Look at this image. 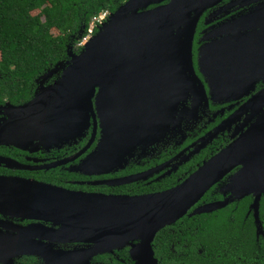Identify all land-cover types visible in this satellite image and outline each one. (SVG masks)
<instances>
[{
  "label": "water",
  "instance_id": "95a60500",
  "mask_svg": "<svg viewBox=\"0 0 264 264\" xmlns=\"http://www.w3.org/2000/svg\"><path fill=\"white\" fill-rule=\"evenodd\" d=\"M163 1L127 0L110 13L78 53L70 51L69 61L55 65L37 80L38 87L28 102L18 106L6 102L3 108L8 118L0 124V145L20 149L33 141L61 145L80 137L92 119L91 142L97 122L100 140L87 159L97 168L95 171L108 173L120 166L137 145L152 142L163 112L171 119L190 93L194 102L198 97L206 102L204 87L192 66V44L199 18L222 0ZM220 30L218 27L211 34ZM217 49V42L203 46L199 65L209 51L217 64ZM234 55L237 53L231 50L221 56L228 60ZM219 70L215 67L213 72ZM226 70L232 76L238 67L227 66ZM57 73L53 82L45 85ZM219 87L225 88L217 83L210 85V94H223ZM247 109L255 111V101ZM87 148L46 168L73 161ZM0 163L17 165L3 157ZM236 168L228 183H222L221 191L228 196L196 207ZM149 173L129 176L119 183L142 179ZM262 195L264 112L238 139L184 181L159 193L90 194L0 176V215L6 218L0 223V264H14L22 256L37 257L44 264H90L96 256L114 254L125 247L134 264H158L152 242L164 227L192 209L191 215L211 213L247 196L253 199L250 210L259 225ZM13 220L38 223L20 226ZM69 245L78 247L64 249Z\"/></svg>",
  "mask_w": 264,
  "mask_h": 264
},
{
  "label": "flooded vegetation",
  "instance_id": "af4514ba",
  "mask_svg": "<svg viewBox=\"0 0 264 264\" xmlns=\"http://www.w3.org/2000/svg\"><path fill=\"white\" fill-rule=\"evenodd\" d=\"M216 6L207 9L199 18L192 44V66L204 87L206 102L199 97L194 102L190 93L186 100L177 106L167 128L155 135L151 143L137 145L120 166L108 170V173L89 170L84 164V160L95 150L100 140L97 122L96 134L91 142L94 132V122L91 119L88 129L80 137L72 138L61 145L45 146L37 141L31 142L25 149L0 145V157L17 164L15 167H8L0 163V176L31 179L90 194L116 196L154 194L177 186L210 158L238 139L254 123L256 117L264 112V0H222ZM215 25H219L222 30L211 34L218 28ZM214 42L220 47L216 50L217 59L220 55L218 63L212 61L213 52L209 51L207 57L205 54L203 64L199 65L200 49ZM231 50L237 55L228 60L221 56L222 54L225 56ZM227 66L238 67L235 75L231 76L227 72ZM215 67L220 69L218 73L213 72ZM216 83L225 87H219L223 94H210L209 86ZM252 101H255V111L247 109ZM4 104H0V119L3 118L0 124L8 118V115L4 114L6 112ZM248 117L251 119L246 121ZM225 122L227 124L221 126ZM86 147H88L86 151L73 161L46 168L72 158ZM192 163L195 166L194 170L192 172H188L190 169L185 170L187 165ZM156 168L158 169L153 171ZM238 169L224 177L221 183H218L220 187H212L215 190L218 188L223 199L229 194L224 195L221 191L222 183L225 184ZM147 172L151 173L142 179L119 183L129 176ZM40 173L50 174L51 181L39 179ZM173 177L176 184L168 189L141 194L129 193L142 188L154 190L159 188L163 181L173 180ZM204 203L210 202L200 201L196 207ZM2 220L6 221V218L0 215V223ZM13 222L20 226L35 223L32 220ZM0 230H3L1 225ZM37 261L35 257L22 256L16 259L14 264H36Z\"/></svg>",
  "mask_w": 264,
  "mask_h": 264
},
{
  "label": "trees",
  "instance_id": "16d2710c",
  "mask_svg": "<svg viewBox=\"0 0 264 264\" xmlns=\"http://www.w3.org/2000/svg\"><path fill=\"white\" fill-rule=\"evenodd\" d=\"M126 1L0 0V104L28 102L42 75L69 61L70 51H80L78 44L86 36L92 18L103 11L110 14ZM96 31L94 28L93 33ZM194 168L192 163L185 170L192 172ZM38 178L51 181L50 174L40 173ZM174 184L175 177L154 190L142 188L129 193L165 190ZM214 188L202 202L223 200ZM252 200L247 196L211 213L188 212L161 229L152 242L158 264H264V195L259 201V225L250 210ZM93 261L134 264L128 247L96 256Z\"/></svg>",
  "mask_w": 264,
  "mask_h": 264
},
{
  "label": "rangeland",
  "instance_id": "374dc122",
  "mask_svg": "<svg viewBox=\"0 0 264 264\" xmlns=\"http://www.w3.org/2000/svg\"><path fill=\"white\" fill-rule=\"evenodd\" d=\"M168 0H165V1H163V3H165V2H167ZM217 7V6H216ZM215 7V8H216ZM37 12H35V14H36ZM104 13H105V11L104 12H102L101 14V21H100V23L99 22H97V21H94V27L96 28V29H98L103 23H105L106 21H107V19L109 18V12H108V15L106 14V15H104ZM96 18H98V17H96ZM93 19V18H92ZM92 21V20H91ZM91 23V22H90ZM215 27H219V25H215ZM94 33H92L91 35L90 34H88V35H86L85 37H83V38H81V40H80V43L78 44V46H80L81 48H83L84 47V45L86 44V43H88L89 42V40L91 39V37H92V35H93ZM58 76V73L57 74H54L50 79H48L47 81H46V83H45V85H49L50 83H52L53 82V80L56 78ZM0 120H3V118H1ZM85 161V165L89 168V170H97V168H95L94 166L92 167V166H90L89 165V161H88V159H86V160H84ZM228 183V180L225 182V185ZM35 223H38V222H36L35 221ZM47 227H49V226H47ZM57 228V227H56ZM58 246H56L55 248H57ZM74 247H78V245L76 246V245H69V246H67V247H65L64 246V249H73ZM38 261H37V263L36 264H44V262L41 260V259H39V258H37V257H35ZM90 262V264H97V263H94V261H93V259L92 260H90L89 261Z\"/></svg>",
  "mask_w": 264,
  "mask_h": 264
},
{
  "label": "bare ground",
  "instance_id": "6f19581e",
  "mask_svg": "<svg viewBox=\"0 0 264 264\" xmlns=\"http://www.w3.org/2000/svg\"><path fill=\"white\" fill-rule=\"evenodd\" d=\"M172 119V118H171ZM170 119V116L168 115V113L166 112H163L161 114V117H160V120L158 122V127H157V130H156V136L161 133L165 128L168 127V123L169 121L171 120ZM150 133V131H149ZM149 133H147V135H149ZM144 141V140H143ZM144 144V142H142ZM34 234V233H33Z\"/></svg>",
  "mask_w": 264,
  "mask_h": 264
},
{
  "label": "built area",
  "instance_id": "2783aa9c",
  "mask_svg": "<svg viewBox=\"0 0 264 264\" xmlns=\"http://www.w3.org/2000/svg\"><path fill=\"white\" fill-rule=\"evenodd\" d=\"M103 12H104V11H103ZM101 13H102V12H101ZM101 13H100L99 15L93 17L91 23L89 24V28H88V30H87V34H86V35H88V34L91 35V34L93 33V30H94V28H95V27H94V24H95L94 21H97V22L100 23V21H101L100 19H101V15H102ZM106 14L108 15V12H107V11H105L104 15H106ZM96 17H98V18H96Z\"/></svg>",
  "mask_w": 264,
  "mask_h": 264
}]
</instances>
